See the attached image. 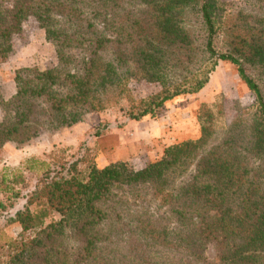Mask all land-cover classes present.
<instances>
[{"label": "trees", "instance_id": "obj_1", "mask_svg": "<svg viewBox=\"0 0 264 264\" xmlns=\"http://www.w3.org/2000/svg\"><path fill=\"white\" fill-rule=\"evenodd\" d=\"M229 4L0 0V62L29 18L57 57L52 68L16 70L14 95L0 99V148L122 102L130 120L154 118L168 101L203 89L219 61L255 95L250 120L245 110L235 118L237 134L231 128L217 142L207 116L198 138L139 170L120 161L92 165L84 177L77 160L36 157L5 170L0 264H264V16L249 23ZM133 82L160 88L137 97ZM27 174L34 182L24 191ZM53 213L59 218L47 222Z\"/></svg>", "mask_w": 264, "mask_h": 264}, {"label": "rangeland", "instance_id": "obj_2", "mask_svg": "<svg viewBox=\"0 0 264 264\" xmlns=\"http://www.w3.org/2000/svg\"><path fill=\"white\" fill-rule=\"evenodd\" d=\"M223 1L230 2L228 6L231 9L242 11L243 20L249 23L254 24L264 16V0ZM13 46L9 57L0 62V99L5 100L11 98L16 91L14 77L17 69H48L57 65L54 45L46 38L45 30L34 18H29L23 31L14 36ZM131 88L138 97L156 92L160 86L155 83L133 82ZM254 103L255 95L240 78L236 67L229 61H219L203 89L195 94L181 95L168 101L154 118L130 120L121 110L127 106L122 102L104 111L87 114L81 122L70 127L43 130L25 144H6L0 148V177L5 170H18L27 160L35 157L52 161L77 160L84 177L92 165L104 167L120 161L139 170L162 157L168 146L198 138L207 116L214 123L217 142L221 141L219 134L225 137L231 128L232 133L237 134L239 130L236 127L233 129L236 117L245 110L247 115L242 116L249 121L252 111L255 110ZM1 118L0 111V120ZM245 142V139H240L239 145H245ZM247 159L250 168L258 165L256 159ZM33 182V178L27 174V188L24 191L31 189ZM23 203L19 202L15 210L22 209ZM7 216L0 214V227ZM58 218V214L53 213L47 222ZM8 232L16 236L20 233V228L12 226ZM206 255L209 258L214 257L211 247Z\"/></svg>", "mask_w": 264, "mask_h": 264}]
</instances>
